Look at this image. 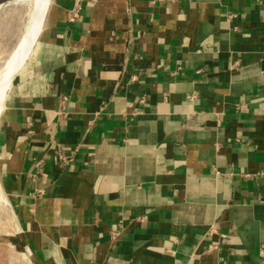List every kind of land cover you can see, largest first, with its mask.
<instances>
[{"label": "crops", "instance_id": "0c3cea01", "mask_svg": "<svg viewBox=\"0 0 264 264\" xmlns=\"http://www.w3.org/2000/svg\"><path fill=\"white\" fill-rule=\"evenodd\" d=\"M0 188V264H264V0H50Z\"/></svg>", "mask_w": 264, "mask_h": 264}, {"label": "rangeland", "instance_id": "374dc122", "mask_svg": "<svg viewBox=\"0 0 264 264\" xmlns=\"http://www.w3.org/2000/svg\"><path fill=\"white\" fill-rule=\"evenodd\" d=\"M33 3V0L32 2L15 0L2 5L0 10V71L25 34L33 12ZM40 17L41 15L39 21ZM39 21L35 25L36 27H38ZM34 22L36 23V21ZM8 215L10 214L7 206L0 203V227L6 225L4 223L8 219Z\"/></svg>", "mask_w": 264, "mask_h": 264}, {"label": "bare ground", "instance_id": "6f19581e", "mask_svg": "<svg viewBox=\"0 0 264 264\" xmlns=\"http://www.w3.org/2000/svg\"><path fill=\"white\" fill-rule=\"evenodd\" d=\"M25 1L32 2V0H25ZM33 2H34L33 12L30 16V20L28 22V26L26 28L25 34L22 37L20 43L17 45L16 49L12 52L10 58L6 61L3 69L0 71V117L2 110L4 108L6 91L9 88L10 84L13 82L14 76L19 72V70L27 60V57L31 49L41 32L50 0H33ZM1 8L2 5L0 6V10ZM40 15L41 17L39 21ZM37 20L39 21L38 27L35 26L38 23ZM34 21H36V23ZM34 31H36V33H34ZM0 203L4 204L5 206H7L8 204V200L3 195L1 188H0Z\"/></svg>", "mask_w": 264, "mask_h": 264}, {"label": "water", "instance_id": "95a60500", "mask_svg": "<svg viewBox=\"0 0 264 264\" xmlns=\"http://www.w3.org/2000/svg\"><path fill=\"white\" fill-rule=\"evenodd\" d=\"M11 1H13V0H0V6L5 4V3H9Z\"/></svg>", "mask_w": 264, "mask_h": 264}, {"label": "built area", "instance_id": "2783aa9c", "mask_svg": "<svg viewBox=\"0 0 264 264\" xmlns=\"http://www.w3.org/2000/svg\"><path fill=\"white\" fill-rule=\"evenodd\" d=\"M76 13L73 14L72 18H75L76 17ZM190 99H192V97H190Z\"/></svg>", "mask_w": 264, "mask_h": 264}]
</instances>
